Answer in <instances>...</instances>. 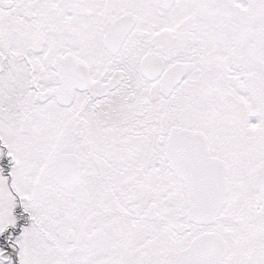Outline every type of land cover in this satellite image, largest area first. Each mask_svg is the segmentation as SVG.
Instances as JSON below:
<instances>
[{
  "label": "snow or ice",
  "instance_id": "6c2138e0",
  "mask_svg": "<svg viewBox=\"0 0 264 264\" xmlns=\"http://www.w3.org/2000/svg\"><path fill=\"white\" fill-rule=\"evenodd\" d=\"M0 264H264V0H0Z\"/></svg>",
  "mask_w": 264,
  "mask_h": 264
}]
</instances>
